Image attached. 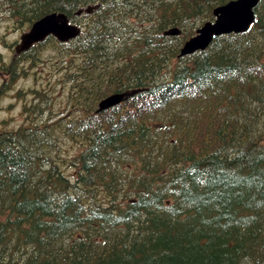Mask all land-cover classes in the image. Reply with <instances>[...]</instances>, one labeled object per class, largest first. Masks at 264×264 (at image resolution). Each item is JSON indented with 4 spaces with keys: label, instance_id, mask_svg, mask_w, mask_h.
I'll use <instances>...</instances> for the list:
<instances>
[{
    "label": "trees",
    "instance_id": "1",
    "mask_svg": "<svg viewBox=\"0 0 264 264\" xmlns=\"http://www.w3.org/2000/svg\"><path fill=\"white\" fill-rule=\"evenodd\" d=\"M228 1L0 0L23 32L53 12L82 29L14 50L11 74L47 49L69 87L0 128V264H264V0L246 32L178 57Z\"/></svg>",
    "mask_w": 264,
    "mask_h": 264
},
{
    "label": "water",
    "instance_id": "2",
    "mask_svg": "<svg viewBox=\"0 0 264 264\" xmlns=\"http://www.w3.org/2000/svg\"><path fill=\"white\" fill-rule=\"evenodd\" d=\"M260 0H232L213 10V21L205 22L195 32V35L186 40L180 48L178 57H186L198 51L205 50L214 37L240 34L246 32L254 22V9ZM98 6L80 8L76 15L89 14ZM81 33V28L69 23L62 13H49L32 23L29 30L20 36V42L15 46V53L28 51L33 45L43 42L52 36L60 43L74 40ZM180 29L173 27L163 32V36L177 37ZM130 93L111 94L97 105V112L104 111L118 105Z\"/></svg>",
    "mask_w": 264,
    "mask_h": 264
},
{
    "label": "rangeland",
    "instance_id": "3",
    "mask_svg": "<svg viewBox=\"0 0 264 264\" xmlns=\"http://www.w3.org/2000/svg\"><path fill=\"white\" fill-rule=\"evenodd\" d=\"M3 8L4 5L0 2V88L4 85L2 90H0V128L3 126L15 128L24 118L21 112L23 104H35V96H32L33 89L46 90L48 92L58 91L56 96L49 98L52 99L49 103L52 104V110L55 111L59 105L64 103L65 94L62 92L63 88L69 86L59 80L60 76L53 77L47 73L57 74L49 69L50 66H57L54 63L56 60L53 59L52 52L47 49H44L39 54L41 59L39 66H32L27 71L19 72L16 75H14V70L12 74L10 73L9 66L14 57V46L24 32L16 26L15 21L11 17L5 15ZM20 63L25 62L22 61ZM36 117L38 118L39 116Z\"/></svg>",
    "mask_w": 264,
    "mask_h": 264
},
{
    "label": "bare ground",
    "instance_id": "4",
    "mask_svg": "<svg viewBox=\"0 0 264 264\" xmlns=\"http://www.w3.org/2000/svg\"><path fill=\"white\" fill-rule=\"evenodd\" d=\"M89 6V5H88ZM84 8V7H83ZM96 9H94V10H92V12L91 13H89V14H85V13H82V14H85V15H90V14H92L94 11H95ZM81 14V15H82ZM75 15H76V13H75ZM76 16H80V15H76ZM68 19V18H67ZM68 21H69V19H68ZM69 23H71L70 21H69ZM71 24H73V23H71ZM75 25H77V26H79L78 24H75ZM80 27V26H79ZM81 28V27H80ZM81 31H82V29H81Z\"/></svg>",
    "mask_w": 264,
    "mask_h": 264
},
{
    "label": "flooded vegetation",
    "instance_id": "5",
    "mask_svg": "<svg viewBox=\"0 0 264 264\" xmlns=\"http://www.w3.org/2000/svg\"><path fill=\"white\" fill-rule=\"evenodd\" d=\"M96 5H98V4H96Z\"/></svg>",
    "mask_w": 264,
    "mask_h": 264
}]
</instances>
